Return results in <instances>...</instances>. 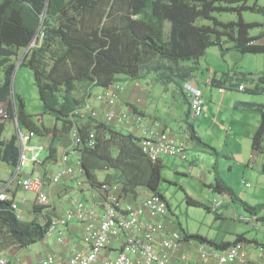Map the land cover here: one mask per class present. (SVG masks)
<instances>
[{
    "label": "trees",
    "instance_id": "16d2710c",
    "mask_svg": "<svg viewBox=\"0 0 264 264\" xmlns=\"http://www.w3.org/2000/svg\"><path fill=\"white\" fill-rule=\"evenodd\" d=\"M246 1L0 0V103H9L11 117H17L35 135H50L46 163L57 159L58 149L66 150L70 146L72 128H75L83 142L80 150L83 175L91 186L101 182L118 185L126 202L139 201L142 190L166 202L158 192L162 159L152 162L141 150V139L132 132L122 133L120 126L101 122L92 126L89 115L75 116L74 112L85 105L84 98L79 99L75 94L81 85L87 89L109 88L119 82V77L141 80L155 74L153 83H182L191 78V71L181 68L179 62L197 61L212 46L225 53L228 49L224 48L222 36L233 43L230 49L243 55L264 54V44H258L262 35L249 34L253 24L242 19L237 23H221L212 17L216 11L255 9L247 7ZM216 2L237 7H220ZM258 11L264 13V9ZM200 18L213 20V24L198 25ZM34 42L35 46L29 49L21 65L33 72L43 111L54 119L52 128L33 123L21 97L13 94L15 107L11 103L16 61L20 51ZM245 82L251 86L245 92L253 95L264 92V74L255 78L252 74L240 77L227 73L219 79L214 75L211 85L223 88L229 84L238 89ZM239 106L260 115L259 127L252 137V150L264 153V105L240 103ZM3 129L4 124L0 123V132ZM91 134L95 141L93 148L86 144ZM191 137L204 145L194 133ZM19 157L17 136L9 141L0 139V162L16 169ZM219 186L251 212L264 207V204L251 207L231 187L221 182ZM41 209L37 206L34 212L37 214ZM48 226L49 223L41 224L37 220H21L11 209V202L0 201V253L43 241ZM182 236L184 241L208 244L217 250L244 241L242 235L234 243H218L186 233Z\"/></svg>",
    "mask_w": 264,
    "mask_h": 264
},
{
    "label": "rangeland",
    "instance_id": "374dc122",
    "mask_svg": "<svg viewBox=\"0 0 264 264\" xmlns=\"http://www.w3.org/2000/svg\"><path fill=\"white\" fill-rule=\"evenodd\" d=\"M216 6L237 7V5L225 2H216ZM246 6L254 7L255 9H245L240 12L216 11L212 13V17L221 23H237L242 19L245 23L253 24L254 26L249 30L250 36L262 35V39L258 41V44H264V13L258 11V9H264V0H247ZM197 24L212 25L213 20L200 18ZM165 33L167 38L169 34L168 23L166 24ZM222 40L225 43L224 48L228 49L225 53H222L219 47L212 46L199 59V64L193 60L179 62L181 68L191 71V78L187 81L182 83L181 81L175 82L170 85L156 84L152 82L155 74H149L145 79L140 80L142 85L149 87L150 92L148 97L137 95L138 100L141 102L140 106L146 102L148 113L159 120V122L167 124L169 130L175 135L179 132L182 133L181 129H189V126L194 127L195 131L200 128L199 120L188 114L187 99H189V95L180 90V87H183V83L189 82L192 85L199 83L200 88L205 93L203 97L205 99V96H209L210 91L214 93L213 96L217 93L216 89L210 88L205 84V78L210 75V70L214 72L213 75L215 74L218 79L227 73L240 77L251 73L254 76L264 74V54L243 55L230 49L233 47V43L226 36H222ZM13 75V93L22 98L24 110L33 123L40 125L44 121L45 125L52 127L54 119L43 111L33 72L26 66L16 64ZM193 77L196 78L197 82L194 81ZM0 79L2 80V77ZM245 85L246 88H251L249 82H245ZM223 89H226L229 93L236 92L234 94H238L241 97L254 98L258 102L264 103L263 92L254 95L248 92H238L237 88H232L229 84H226ZM100 90V88L94 89V91ZM251 117H254L255 124L256 120L260 124V115L255 113ZM120 129L124 134L131 132L129 128L122 127ZM230 129L231 127L226 125L224 130L230 132ZM200 130H202V132L200 131L202 142L208 144L211 141V133L207 128H200ZM29 132L30 130L25 125L19 123L20 134L26 136ZM219 134L221 136L225 135L224 132H221L217 136ZM12 136H18L16 125L13 122L4 123V129L0 132V139L9 141ZM240 137L233 140L221 138V145L210 142L211 145L208 144L209 147L201 145L197 141H191V147L184 151L187 156L185 161L178 157H161L164 166L161 171L162 180L160 181L158 192L164 196L169 206V213L165 221L172 229H176L178 232L181 231L183 234L199 235L216 242L220 240L233 241L238 234H247L250 237L259 235L255 230L247 228L250 226H246V224L235 219V216L247 214V211L219 186V182H221L231 187L237 197L247 204H250V195L256 191V186L261 183L262 187H264V153L251 150L250 142L247 141L249 154H252L255 159L254 169H252L253 167L250 168L247 164L250 157L249 154H247L246 161H240L244 157L242 152L245 149V140ZM29 144H36V141L29 142ZM230 151H232L234 157H232L233 155H231ZM45 157V150L40 151V159ZM236 162L242 164L244 162V166H236ZM231 167L233 169H230ZM33 170L34 165L26 163L17 173V169L0 162V190L10 182L12 183V186H10L14 188L17 185V181L21 179L19 175L21 177L24 174L32 175ZM246 170L248 173L243 176V172ZM260 175H263V178L258 181L257 179ZM18 193V197L21 198L26 194L23 191ZM27 198L31 199L32 194L29 193ZM79 198L85 202L84 196L79 195ZM17 200L20 199L18 198ZM260 200L259 204L264 202ZM217 202H221V206L213 210ZM259 213L263 214L264 208H261ZM32 246L38 247L39 243Z\"/></svg>",
    "mask_w": 264,
    "mask_h": 264
},
{
    "label": "built area",
    "instance_id": "2783aa9c",
    "mask_svg": "<svg viewBox=\"0 0 264 264\" xmlns=\"http://www.w3.org/2000/svg\"><path fill=\"white\" fill-rule=\"evenodd\" d=\"M114 89V86L103 89L96 97L105 105L103 115L87 102L76 110L74 115H89L92 126H97L101 122L107 126H134L135 130L141 128L143 132V136L140 137L141 150L152 162H156L162 156L187 160L185 148L172 136L158 126L143 128L139 116L135 117L121 111ZM238 89L244 91V86L241 85ZM183 90L189 95L192 115L200 117L204 110L202 90L189 83L183 85ZM219 93H223V90L219 89ZM12 121L16 123L18 129L17 143L20 151L18 171L26 163L41 165L40 151L46 149L44 145H28L35 133L30 131L26 136L20 134L17 117L12 118L7 106L0 104V123ZM82 143L78 130L72 128L71 144L59 158L58 169L51 175L52 186L74 180L84 174L80 161ZM86 144L90 148L95 146L92 134L86 139ZM42 185V180L36 176L17 181V186L23 192L36 193L37 206L49 214L54 203L50 201L47 193L42 191ZM87 185L95 193L90 203L73 196L69 199L70 208L62 216L50 217L46 221L49 226L44 240L55 237L56 244L61 249L69 250V258L61 264H248V253L243 243L218 251L214 246L192 241L189 244L195 246V257L190 259L183 256L179 260H174L173 255L180 252L185 241L182 232L172 229L165 221L169 206L160 196L147 193L143 199L132 203L124 200L121 187L118 185L103 182L95 186L87 182ZM58 200L64 202L66 198L61 196ZM0 201L11 202V209L20 218V207L12 200L8 186L0 191ZM220 206L221 202H217L213 210ZM237 220L244 224L257 225V218L254 216H239ZM75 221L81 226L83 244L81 249L72 247L66 237L69 226ZM106 251L113 255L106 256L104 254ZM55 259V256H49L42 264H53ZM0 264L7 262L1 259Z\"/></svg>",
    "mask_w": 264,
    "mask_h": 264
},
{
    "label": "crops",
    "instance_id": "0c3cea01",
    "mask_svg": "<svg viewBox=\"0 0 264 264\" xmlns=\"http://www.w3.org/2000/svg\"><path fill=\"white\" fill-rule=\"evenodd\" d=\"M25 55H26L25 49L20 51V56L18 58V61H16L17 62L16 64L21 66V60L25 57ZM196 62L199 64L200 61L197 60ZM213 73L214 72L212 70L209 71L210 75L205 78V84L210 88L216 89V92H217L216 95L213 96L214 93L210 91L209 96H205V99L203 98L204 99V110H203L202 115L198 118L192 115L190 111L189 99H187L188 114L189 116H193V118H195L196 120H199L200 128H207L208 131L211 133V138H210L211 141H209L208 143L209 145H211L210 142L219 143V145H221L222 143L221 138H225L224 140L226 139L233 140L236 138L238 139L239 136H241L245 140V149L242 152V156L244 157L241 158L240 161H246L245 159L247 157V154H249V147L247 145V141L250 142V146L252 150V137L256 133L257 131L256 129H258L255 127H259V124L257 123V120L255 124L254 117H251V115L255 113L247 112L243 110L239 105L240 103H253V104L264 105V103L258 102L254 98L241 97L238 94H234L236 92L229 93L226 89L225 91L223 88L213 87L211 85L212 78L215 75V74L213 75ZM252 75L254 76V74ZM232 76H235V74ZM254 77L256 78L257 76H254ZM193 79L194 81L197 82L196 78L193 77ZM185 83H189V82H185ZM185 83H183V85ZM170 84H173V83H170ZM192 86L202 90L200 88L199 83H194V85ZM243 86H244V91H240L238 89L239 90L238 92L245 93L246 85L243 84ZM95 88L96 87H91L87 89L85 85H81L78 88V91L76 92L75 96L79 99L84 98L85 102L89 103V105H91L94 109L99 111L101 115H103L105 111V105L103 102H100L96 99V97L102 93L103 89L100 88L101 89L100 91H94ZM114 88H115L114 89L115 93L118 96L119 109L121 111L130 113L132 116H135V117L139 116L140 121L144 125L143 128L149 129V128L158 126L163 132L172 136L180 145H182L185 148V150H188V148L191 147V141H196L195 139L191 137V133H194L195 137H197L199 140H201V143H203L201 139L202 130H200V128L198 131H195L194 127L189 126V129L187 130L181 129L182 133L180 132L176 133L177 135L176 136L172 131L169 130L167 124L161 121L159 122V120H157L155 117L151 116L148 113L146 102L144 103V105L140 106L141 102L140 100H138L137 95H145L147 97L150 95L149 87L147 85H142L140 83V80L126 79L124 77H119V82H117V84L114 85ZM219 89H222L223 93H219ZM180 90L184 92L182 86L180 87ZM13 94L14 93L12 92V96ZM204 94L205 93L203 92V97H204ZM134 102L138 104H135ZM11 103L12 105H14V101L12 100V97H11ZM0 104H2L3 106H7V110H8L9 103L6 102V103H0ZM134 109H136V111ZM12 122L16 125L14 121ZM41 123L44 124V121H42ZM52 124H53L52 127H54V121L52 122ZM226 125H229L231 127L230 132H227L224 130ZM47 127L52 128L51 126H47ZM125 128L131 129V132L134 133L139 138L143 136V132L141 128L137 130H135L134 126L125 127ZM221 132H224L225 135L221 136L219 134L217 136V134ZM50 139H51L50 135L48 137H40V136L35 135L30 140V143H32L33 141H36V144H31V145H44V147L46 148L44 149L46 152V157L44 159H41L42 161L41 165H34V170L32 172V175L24 174L23 177L19 175L21 179L34 178L36 176L42 180L43 182L42 191L44 193H47L50 201L54 203L53 206L51 207V211L49 212V214L45 213L44 210L42 209L37 214L34 212L35 207H37V204H36L37 195L35 192H28L26 193L27 195L25 194V196L21 198V197H18L19 195L18 192H22V191L17 185L14 188L11 187L12 186L11 182L8 185H6L8 186L9 192L12 195V200L15 203H17L20 207V211H21L20 219L25 222L37 220L39 223L44 224L50 217L62 216L71 206L69 204V199L71 197L73 196L79 197V195H82L84 196L85 201L90 203L93 200V197L95 195L93 189L89 188V186L87 185V180L84 175L78 176L74 180H71L68 182L64 181L60 185H56V186L51 185L50 183L51 175L58 169L59 158L61 157V155L64 153L65 150L61 148L58 149L57 159L52 161V163H46L45 160L48 157V153L50 149ZM208 144H204V146L206 145V147H209ZM230 153L231 155H233L232 151H230ZM249 156L250 157L247 162L248 166L250 168L253 166L255 167L254 156L252 154H249ZM232 157H234V155ZM43 162L46 163L45 166L42 165ZM236 166H240V167L244 166V162L243 164L236 162ZM254 167L252 169H254ZM230 169H233V168L231 167ZM17 173H19L18 169H17ZM247 173H248L247 170L243 172V176H246ZM254 173H255V170H254ZM99 178L100 180H102L101 176ZM261 178H263V175H260V177H258L257 180L258 181L259 179L262 180ZM255 189L256 191L250 195L251 199H250V204L248 205L251 207H258L264 204V202L259 204V199L264 201V187H262L261 183H259V185H257ZM29 193L32 194L31 199L27 198ZM146 195H147L146 191L144 190L140 191V197L138 200L143 199ZM61 196H64L66 198L64 202L58 200L60 199ZM18 198L20 200H17ZM94 202H95V199H94ZM246 211H247V214H238L237 216H235L236 217L235 219H237L239 216L256 217L257 225L246 224V226L247 225L250 226L247 228L248 229L251 228L255 230V232L259 233V235L255 237H250L247 234H238V235H242L243 240L245 241V242L243 241L242 243L244 244L247 250V253H248V259H249L248 264H264V213L263 214L259 213L261 209L258 211H253V212L246 209ZM238 235L234 237L235 240L233 241L220 240L217 242L218 243H234ZM66 237L68 238V241L70 242L72 247L77 248V249H81L83 247L82 236H81V226L79 225V223L77 222L71 223V225L69 226V229L67 230ZM52 238L53 239L49 238V239H45L39 242L38 247L37 246L33 247L32 245L26 248L11 247L10 249L0 253V260L1 259L6 260L7 264H42V261L46 260V258L53 255L56 257L55 262L53 264H61L62 262L66 261L69 258L70 256L69 250L61 249L56 244L55 237H52ZM189 243H192V241H185V243H183L180 252L173 255L174 260H179L183 256H188L190 259H193L195 257L196 255L195 246H191ZM218 251H222V250H218ZM104 254L106 256L113 255V253L110 254L109 251H106Z\"/></svg>",
    "mask_w": 264,
    "mask_h": 264
},
{
    "label": "water",
    "instance_id": "95a60500",
    "mask_svg": "<svg viewBox=\"0 0 264 264\" xmlns=\"http://www.w3.org/2000/svg\"><path fill=\"white\" fill-rule=\"evenodd\" d=\"M30 48H31V46L28 47V48L25 50V54H27V52L29 51ZM11 91L13 92V88H12V86H11ZM12 100L14 101V97H13V96H12Z\"/></svg>",
    "mask_w": 264,
    "mask_h": 264
},
{
    "label": "clouds",
    "instance_id": "9594fccd",
    "mask_svg": "<svg viewBox=\"0 0 264 264\" xmlns=\"http://www.w3.org/2000/svg\"><path fill=\"white\" fill-rule=\"evenodd\" d=\"M34 45H35V42L31 45V47L34 46Z\"/></svg>",
    "mask_w": 264,
    "mask_h": 264
}]
</instances>
